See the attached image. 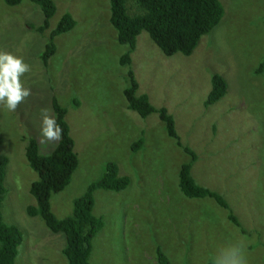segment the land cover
Wrapping results in <instances>:
<instances>
[{
  "label": "rangeland",
  "instance_id": "374dc122",
  "mask_svg": "<svg viewBox=\"0 0 264 264\" xmlns=\"http://www.w3.org/2000/svg\"><path fill=\"white\" fill-rule=\"evenodd\" d=\"M219 1L222 20L191 56H163L143 32L132 67L138 93L167 109L181 143L195 153V182L219 193L228 209L184 198L177 174L189 157L167 137L156 114L141 119L127 110L122 91L128 68L118 65L126 47L113 46L108 0H53L56 12L42 33L36 5L24 0L7 7L0 0V51L22 57L31 68L21 80L32 95L15 111L0 104L1 151L9 159L1 212L24 236L16 264H65L63 235L25 213L33 204L28 190L35 176L21 137L35 138L43 155L51 152L56 142L40 143V109H51L53 96L67 111L79 162L70 184L52 195L53 214L71 215L73 200L108 162L129 179L122 192L94 194L93 213L103 217L104 228L93 240L90 264H158L157 249L170 264H217L236 247L247 248L248 264H264V0ZM65 13L76 25L55 38L45 67L40 57ZM214 74L225 79L227 92L206 107ZM140 138L142 147L132 151Z\"/></svg>",
  "mask_w": 264,
  "mask_h": 264
},
{
  "label": "trees",
  "instance_id": "16d2710c",
  "mask_svg": "<svg viewBox=\"0 0 264 264\" xmlns=\"http://www.w3.org/2000/svg\"><path fill=\"white\" fill-rule=\"evenodd\" d=\"M24 0H1L7 7H16ZM36 5L43 16V25L37 32L42 33L50 27V20L55 15L56 6L53 0H27ZM108 20L114 30L113 46L126 47L119 57L118 65L127 67V84L123 89L126 108L145 119L152 114L158 116L168 138L189 157L182 164L177 174V191L184 198L208 199L217 206L228 209L223 197L207 187L200 186L191 175L192 164L196 161L195 153L184 146L177 134L175 121L164 107L155 108L147 94L138 93V82L132 67V56L136 41L141 33H146L151 42L163 56L174 55L189 57L197 48L203 36L210 34L224 16V9L219 0H108ZM76 21L69 13L61 16L55 28L50 32L48 43L41 55L43 66L56 51L55 38L71 31ZM32 29V25H28ZM139 43V42H138ZM227 92L225 79L214 74L210 79V91L204 106H212L219 102ZM75 104L78 101L75 100ZM51 110L57 123L62 128V138L56 142L48 155L40 152L38 141L23 135L24 157L35 180L30 184L28 193L33 204L28 205L25 213L30 218H39L44 226L53 234L63 235L64 246L59 250L65 264H90L93 240L104 228V219L93 213L94 194L96 191L119 193L127 189L129 179L120 176L118 166L113 162L105 164L101 177L91 183L82 196L72 202L71 215L58 219L51 210L52 195L62 192L71 181L78 167V156L75 142L70 135L66 121L67 111L60 105L55 96L51 99ZM144 143L140 138L132 143L131 150H139ZM3 138L0 136V264H16L19 248L23 243V233L15 225L4 222L1 207L7 194L6 175L9 164L8 157L2 153ZM234 225L239 226L234 216H229ZM158 264H170L164 253L157 249ZM207 264H215L208 262Z\"/></svg>",
  "mask_w": 264,
  "mask_h": 264
},
{
  "label": "clouds",
  "instance_id": "9594fccd",
  "mask_svg": "<svg viewBox=\"0 0 264 264\" xmlns=\"http://www.w3.org/2000/svg\"><path fill=\"white\" fill-rule=\"evenodd\" d=\"M31 71L30 65L22 57L6 51H0V104L9 111H15L19 105L32 95L30 88H25L21 77ZM40 143L58 142L62 138V128L55 114L49 108L40 109ZM217 264H248L247 248L236 247L226 252Z\"/></svg>",
  "mask_w": 264,
  "mask_h": 264
}]
</instances>
